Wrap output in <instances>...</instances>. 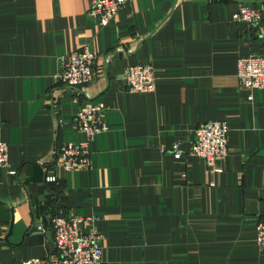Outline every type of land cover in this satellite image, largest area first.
<instances>
[{
  "label": "crops",
  "instance_id": "obj_1",
  "mask_svg": "<svg viewBox=\"0 0 264 264\" xmlns=\"http://www.w3.org/2000/svg\"><path fill=\"white\" fill-rule=\"evenodd\" d=\"M90 2L0 0V264L51 253L35 224L54 208L96 218L102 264H264V88L236 76L239 57L264 56V0H131L103 26ZM243 3L257 23L233 20ZM84 48L96 75L68 86L62 57ZM131 64L153 66V91L128 90ZM86 102L106 107L90 166L45 181L58 146L84 140ZM215 119L229 125L219 170L190 153Z\"/></svg>",
  "mask_w": 264,
  "mask_h": 264
},
{
  "label": "built area",
  "instance_id": "obj_2",
  "mask_svg": "<svg viewBox=\"0 0 264 264\" xmlns=\"http://www.w3.org/2000/svg\"><path fill=\"white\" fill-rule=\"evenodd\" d=\"M131 0H91L88 12L99 25L116 18L122 5ZM259 12L247 4H240L232 14L235 22L255 24ZM96 55L84 48L71 50L62 57L59 79L68 86L88 84L96 75ZM239 84L249 88H264V56H242L236 62ZM128 90L150 92L155 89V72L151 64H131L124 71ZM78 100V97H75ZM106 107L100 102H86L78 108L74 123L84 133L81 142L58 146L52 165L45 167V181L57 182L58 171H77L91 164L90 143L95 135L107 129L104 118ZM195 136L190 153L202 158L214 170L216 162L227 155L229 125L224 119L204 121L194 128ZM7 144L0 140V166L8 165ZM173 150L179 151L178 143ZM14 173V169L10 170ZM45 221H38L36 229L52 236V251L47 256L23 259L21 264H102L103 234L97 229L92 215H78L69 211L50 212ZM256 243L264 248V215L256 223Z\"/></svg>",
  "mask_w": 264,
  "mask_h": 264
},
{
  "label": "trees",
  "instance_id": "obj_3",
  "mask_svg": "<svg viewBox=\"0 0 264 264\" xmlns=\"http://www.w3.org/2000/svg\"><path fill=\"white\" fill-rule=\"evenodd\" d=\"M57 211H63V210H59V209L56 210V208H54L51 212H52V213H55V212H57Z\"/></svg>",
  "mask_w": 264,
  "mask_h": 264
}]
</instances>
